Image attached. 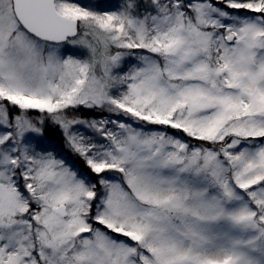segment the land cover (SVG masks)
Listing matches in <instances>:
<instances>
[{
	"label": "snow or ice",
	"instance_id": "obj_1",
	"mask_svg": "<svg viewBox=\"0 0 264 264\" xmlns=\"http://www.w3.org/2000/svg\"><path fill=\"white\" fill-rule=\"evenodd\" d=\"M0 264H264V0H0Z\"/></svg>",
	"mask_w": 264,
	"mask_h": 264
},
{
	"label": "trees",
	"instance_id": "obj_2",
	"mask_svg": "<svg viewBox=\"0 0 264 264\" xmlns=\"http://www.w3.org/2000/svg\"><path fill=\"white\" fill-rule=\"evenodd\" d=\"M57 143H59L60 141H59V139H58V137H56V136H53L52 137Z\"/></svg>",
	"mask_w": 264,
	"mask_h": 264
}]
</instances>
